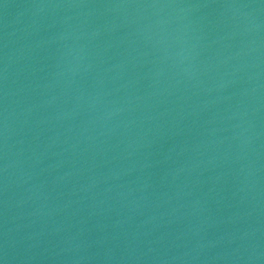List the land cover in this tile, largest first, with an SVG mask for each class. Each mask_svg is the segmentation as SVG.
<instances>
[{"label": "water", "instance_id": "1", "mask_svg": "<svg viewBox=\"0 0 264 264\" xmlns=\"http://www.w3.org/2000/svg\"><path fill=\"white\" fill-rule=\"evenodd\" d=\"M3 264H264V0H0Z\"/></svg>", "mask_w": 264, "mask_h": 264}, {"label": "snow or ice", "instance_id": "2", "mask_svg": "<svg viewBox=\"0 0 264 264\" xmlns=\"http://www.w3.org/2000/svg\"><path fill=\"white\" fill-rule=\"evenodd\" d=\"M0 264H3V261L2 260H0Z\"/></svg>", "mask_w": 264, "mask_h": 264}]
</instances>
